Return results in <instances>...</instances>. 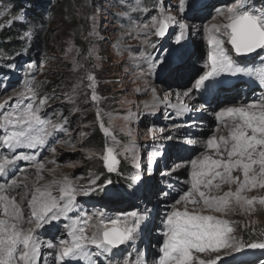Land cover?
<instances>
[{"label":"rangeland","instance_id":"1","mask_svg":"<svg viewBox=\"0 0 264 264\" xmlns=\"http://www.w3.org/2000/svg\"><path fill=\"white\" fill-rule=\"evenodd\" d=\"M178 2L179 0H163L171 15H177ZM235 2L236 0H197L195 18H189L191 13L188 10L179 14L192 27L181 41L185 46L186 71L184 76L179 74L175 78V74L149 75L148 61L143 54L149 53L155 59L163 49L170 51L172 47H179L175 44V38L179 34L178 26L170 27L163 38L150 33L146 35L136 28V25L149 23L157 14L160 0H42L35 3L23 0L20 4H16L15 0H0V105L5 106L0 111L14 107L17 99L15 93L23 89L25 81L34 79L40 95L50 97L45 109L48 116L56 123L65 118L68 121L64 125L66 132H57L54 138H50L48 145L39 149L45 148L47 151L39 161L45 165L39 173L43 179L38 178L34 164L23 166L22 170L27 168L22 173L26 174L11 178L8 183L18 178L17 183L21 184L19 189L23 192L25 186L32 189L63 176H69L85 187L90 186V181L96 177H99L97 184L111 180L112 183L103 192L78 197L80 208L87 210L89 215L101 209L109 214L130 211L133 207H138L141 211L146 209L147 221L142 230L146 237L154 241L153 248L158 251L162 241V220L172 210L178 195L190 187L189 161L206 151L204 141L215 134L228 136L231 128L225 126L216 132L215 129L218 128L214 127H217V112H211L204 122L198 116L202 112L196 111L197 108L204 107L200 103H196V109L192 108L193 114L182 117L174 111V108H182L173 107L176 104L166 103V99L172 94L171 90L187 91L191 87L194 79L190 80L189 77V81L182 84L188 73L194 72L196 77L204 70L209 51L204 26L225 23L226 16H217V10ZM250 3L256 8H264V0H250ZM146 38L150 43H156V48L147 47L144 43ZM250 55L255 60L261 59L255 53ZM29 63H34L36 70L29 72ZM89 74L94 75L97 81L96 91L101 97L98 103L91 100L92 90L87 86ZM153 87L156 88L155 96ZM227 93L224 92L225 95ZM101 120L105 127H110L121 146L128 145L134 139L138 146L139 169L135 167L131 153H126L118 156L116 172L107 171L100 156L106 144H111L112 140L102 130ZM195 120L204 122V125L195 127L199 128L196 138L182 131L185 129L183 125ZM169 136L172 138L166 139ZM198 141L203 145H197ZM51 148L55 151H51ZM0 149L3 151V147ZM86 149L94 150L97 155L89 158ZM157 150L162 155L155 158L150 172L146 171L149 168L148 158ZM117 151L120 152L121 148L118 147ZM207 154L214 156V150L208 149ZM121 169L126 173H121ZM138 172L143 179L134 183L132 177ZM233 175H241L242 178V173L234 172ZM0 182L7 183L3 180ZM236 188L235 184H224L221 189L213 190L210 194L219 196L229 190L235 191ZM110 192L118 193V196L110 195ZM162 193L168 195L164 196ZM244 194L257 198L254 210L243 212L237 208L227 214L204 210L201 214L227 219L234 228L232 235L245 243L249 238L262 241L264 205H260L258 200L264 197V189H252ZM24 207L27 219V200ZM177 207L183 209L184 205L182 203ZM188 208L192 211L193 206L189 204ZM69 215L75 218L76 213ZM69 222L61 218L38 229L37 234L42 241L68 239L64 225ZM33 226L34 224L25 225ZM56 228L59 229L54 234ZM140 243L144 242L139 241V238L134 242ZM41 254L40 264H56L55 250L52 249L50 256ZM241 254L259 256L253 260L254 263L239 264H258L259 261L256 260L264 258V249L245 248L232 256H223V260L238 264ZM196 255L209 259L215 254ZM152 262L148 260L149 264ZM218 264L223 262L218 261Z\"/></svg>","mask_w":264,"mask_h":264},{"label":"snow or ice","instance_id":"2","mask_svg":"<svg viewBox=\"0 0 264 264\" xmlns=\"http://www.w3.org/2000/svg\"><path fill=\"white\" fill-rule=\"evenodd\" d=\"M197 7V0H179L177 15H171L163 0H160L158 12L150 22L136 25L146 35L150 33L159 38L165 37L170 27L179 28L175 38V44L179 47H172L170 51L163 49L155 59L149 53L143 54L148 61L149 75H179L183 72L186 52L181 41L192 26L179 14L188 10L191 13L189 18H195ZM217 16H226V22L204 26L209 46L207 62L204 70L194 78L191 87L183 93L184 96H192L195 92L202 97L214 94L218 97L219 93L236 87L244 78H255L260 86H264V8H256L250 0H236L230 6L218 9ZM144 43L147 47L156 48V43H150L147 38ZM253 53L261 57L259 66H256L255 59L250 55ZM36 68L34 63L27 65L29 72ZM87 80V86L92 90L91 100L98 103L101 97L96 91L95 76L89 74ZM152 92L155 96L156 88L153 87ZM15 96V106L0 111V129H3L0 147L9 150V154H0V176L7 174L17 162L29 161L35 164L38 178L43 179L39 173L45 165L37 162L36 154L13 153L18 148H43L57 132L67 131L64 125L68 121L65 118L56 123L48 116L45 109L50 97L40 95L34 79L25 81L23 89L16 92ZM177 99H180V94H177ZM4 108V105H0V109ZM181 108L183 111L189 110L187 105L181 104ZM217 116L230 121L232 126L229 134L219 137L212 135L204 141L206 151L189 161L190 187L178 195L172 210L162 220V241L154 264H218V261L230 264L223 260V256H232L245 248L264 249V240L245 243L232 235L234 228L227 219L201 214L204 210L224 214L237 208L243 212L254 210L257 198L244 193L256 188L264 189V99L239 106H226ZM100 126L112 140L111 144H106L100 156L107 171L116 172L118 156L126 153H131L135 167L139 169L138 146L134 139L128 145L121 146L110 127H105L102 120ZM118 147L121 148L120 152L117 151ZM208 149L214 150V156L207 154ZM51 151L55 149L51 148ZM86 151L89 158L97 155L92 149ZM161 155L158 150L151 153L146 171L150 172L155 158ZM234 172L242 173V178L241 175L234 176ZM17 179L0 184V264H40L42 247L55 250L56 264H80L81 261L97 264L93 257L99 256L105 257L107 264H133L128 254L120 259L117 257L120 256L121 246H131L139 238L142 226H146L147 210L133 207L130 211L109 214L101 209L89 215L87 210L80 208L77 200L81 196L103 192L112 183L111 180L97 184L99 177H96L90 181V186L85 187L77 184L73 178L63 176L32 189L25 186L24 194L20 197L21 200H27L25 219V207L18 202L16 195H10L21 188ZM142 179L139 172L132 177L134 183ZM224 184H235L237 188L219 196L210 194L213 190L221 189ZM109 194L118 196V193ZM182 203L183 209L177 207ZM258 203L264 205V197L259 198ZM189 204L193 206L192 211H189ZM70 213H76L75 218ZM61 218L70 221L64 225L68 239L42 241L37 230ZM26 224H34V227H25ZM92 248L96 251H91ZM199 253L215 255L205 259L196 255ZM135 264L146 262L138 254Z\"/></svg>","mask_w":264,"mask_h":264},{"label":"bare ground","instance_id":"3","mask_svg":"<svg viewBox=\"0 0 264 264\" xmlns=\"http://www.w3.org/2000/svg\"><path fill=\"white\" fill-rule=\"evenodd\" d=\"M186 70H185V68H184V70H183V72L181 73V76H184L183 74H184V72H185ZM181 76H180V78H181ZM175 78H177L178 77V75H175L174 76ZM189 77V79L191 80V79H194V77H195V74H194V72H192V73H188L187 75H186V77H184V80H182V84L183 85H185L188 81H189V79H187ZM188 80V81H187ZM176 86H179V85H177L176 84ZM236 90V91H235ZM172 91V94L166 99V103H174V104H176L177 106H179V107H181V104H183V105H187V107H188V109L189 110H187V111H183L182 109H175L174 108V111H176V112H178V114L180 115V116H182V117H187L189 114H193V111H194V109H196L195 107L197 106L196 105V103L198 104V101H200V98H199V96H195V92H194V95H192V96H184L183 95V93L184 92H186V91H182V90H179V89H176V90H171ZM233 91H235L234 93H230V95L228 94L229 92H233ZM225 93H227V95H224V97H225V99H226V102H224V103H220L219 102V99L218 100H214L211 104H208L207 106H205V107H199V108H197V110L196 111H200V112H202V114H199L198 116H200V117H202L203 118V121L204 122H206L205 121V118H209V116L211 115V112H213V113H215V112H219V111H221L224 107H226L225 105L226 104H228V103H230V102H237V103H234V104H230V105H228V106H239V105H241V104H246L245 103V97H247V96H243L240 92L241 91H238L237 90V88L236 87H234L233 89H229V90H227V91H224ZM177 94H180V99L178 100L177 99ZM165 103V102H164ZM216 104V105H215ZM224 105V106H223ZM194 107V109H192ZM212 113V114H213ZM216 117V119L218 120V116L216 115L215 116ZM216 120V121H217ZM198 121V122H197ZM195 120L194 122H191V123H188V124H186V125H183L182 127H185V129L184 130H182L183 132H186L189 136H194L195 138H196V131H198L199 130V128H195V127H197V126H202V125H204V122H202V120ZM216 125V124H215ZM214 126V125H213ZM225 126H227V127H231L232 125H231V123H230V121H228L227 119H225V122L222 124V125H219V126H217V127H214V128H218L219 130L221 129V128H223V127H225ZM210 130V129H209ZM215 131L217 132V130L215 129ZM199 132V131H198ZM219 133V132H218ZM217 137H219L217 134H215ZM197 145H199V146H202L203 144L201 143V141H198V144ZM25 168H27V167H25ZM25 168H23V171H24V169ZM29 168V167H28ZM10 172H11V175L12 176H22L23 174H26V173H19V172H14V170H13V168H11L10 169ZM38 174V173H37ZM37 174H35V175H37ZM5 183V182H4ZM8 183V182H7ZM0 184H2L1 182H0ZM25 186V185H24ZM28 187H30V186H28ZM29 189V188H28ZM24 194V190H23V192H22V190H20L19 189V191L18 190H16L15 192H12V193H10V195H16V197H17V200H18V202H20L23 206H24V204H25V201L26 200H21L20 199V197L22 196ZM29 195H30V193H29ZM26 210V209H25ZM27 226L28 225H31V224H26ZM34 227V226H33ZM146 234L144 233V231L142 230L141 231V234H140V236H139V241H141V242H144V243H149V245H148V248H150L149 250H151V249H154L153 247V242H152V240L149 238V237H146L145 236ZM40 238V237H39ZM41 239V238H40ZM44 250H45V252H44ZM52 251V249H47V248H45V247H42V249H41V252L44 254V255H46V256H50V252ZM149 256L151 257V258H153V257H155L156 255H153V253H149ZM212 256V255H211ZM153 262L151 263V264H154V260H152ZM134 263V262H133ZM149 264V263H148Z\"/></svg>","mask_w":264,"mask_h":264},{"label":"trees","instance_id":"4","mask_svg":"<svg viewBox=\"0 0 264 264\" xmlns=\"http://www.w3.org/2000/svg\"><path fill=\"white\" fill-rule=\"evenodd\" d=\"M15 1H16V4H20V3L23 2V0H15ZM35 1L41 2L42 0H28L29 3H35ZM86 167H89V165L86 166ZM102 171L104 172V168H102ZM120 172L121 173H126L125 170H123V169H121ZM258 241H260V240H258V239H255L254 240V239L249 238L248 241H247V243L248 242H258Z\"/></svg>","mask_w":264,"mask_h":264},{"label":"water","instance_id":"5","mask_svg":"<svg viewBox=\"0 0 264 264\" xmlns=\"http://www.w3.org/2000/svg\"><path fill=\"white\" fill-rule=\"evenodd\" d=\"M259 51V50H258Z\"/></svg>","mask_w":264,"mask_h":264}]
</instances>
